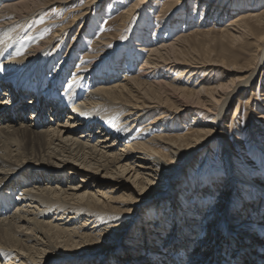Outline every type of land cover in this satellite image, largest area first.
Returning <instances> with one entry per match:
<instances>
[{
    "label": "bare ground",
    "instance_id": "obj_1",
    "mask_svg": "<svg viewBox=\"0 0 264 264\" xmlns=\"http://www.w3.org/2000/svg\"><path fill=\"white\" fill-rule=\"evenodd\" d=\"M79 1L0 0V264H264L263 173L243 178L232 161L233 192L220 198L213 221L210 211L201 207L188 212L192 217L185 210L188 218L183 226L177 219H163L161 213L155 220L142 213L153 202L165 203L171 197L176 202L173 187L181 182L182 168L215 142H222L223 152L232 160L233 152L219 132L229 128L226 112L243 92L261 109L249 122V139L254 131L264 133V80L261 98H254V83L264 78V0H210L205 13L187 14L174 27L167 14L181 11L188 0H166L154 30L151 7L161 0H135L121 13L115 33L104 36L95 19L119 3L104 7L108 0H87L81 6ZM223 3L235 7L229 14L234 15L232 20L221 29L234 51L226 50L229 54L220 62H212L209 53L204 59L194 58L185 46L203 32H186L192 26L221 24L227 13L219 16ZM198 4L196 10L203 5ZM53 6L60 12L71 7L63 20L50 24L71 20L31 48L17 38L10 42L19 26ZM204 33L211 34V29ZM117 36L121 48L103 64L102 54ZM57 44L61 45L53 51ZM247 54L251 61L239 65L237 60ZM216 68H221L223 83L202 80ZM105 110L117 114L107 117ZM241 111L238 107L236 118ZM66 113L68 120L62 121ZM153 113L157 116L149 127L154 130L172 119L189 122L196 130L132 142L136 127ZM234 123L236 130L238 121ZM177 164L183 167L177 169ZM28 182L31 190L25 186ZM196 185L193 197H209L207 188ZM214 189L216 193L220 188ZM247 189L260 198L244 197L231 208L230 198L235 201L236 194ZM224 190L223 185L219 195ZM226 212L228 224L246 220L250 228L237 232L219 224ZM141 213L137 234L127 236L119 251L132 228L128 224L138 222ZM221 229L226 237L237 238L240 233L241 237L228 241L218 237ZM214 237L218 238L213 245Z\"/></svg>",
    "mask_w": 264,
    "mask_h": 264
},
{
    "label": "rangeland",
    "instance_id": "obj_2",
    "mask_svg": "<svg viewBox=\"0 0 264 264\" xmlns=\"http://www.w3.org/2000/svg\"><path fill=\"white\" fill-rule=\"evenodd\" d=\"M86 1L87 0H80L78 2V5L83 6ZM134 1L135 0H108V1H106V3L104 4V7L106 5L108 7L109 3H113V2L119 3V4H118L117 8H114V9L111 8V10H108L109 12L107 14L102 13V15L99 16L101 18L95 19L96 29L98 32L100 31V36H104L106 34L113 35L115 33V29H116L117 25L120 23L121 13L126 8L130 7V5L134 3ZM209 1L210 0H188L186 5L184 7H182L183 9L181 11H178V12L173 11L172 12V10H170V12L166 16V19H168L170 21L169 22L170 27L180 26L182 23L181 19L184 18V16L187 14L196 15V17H197L200 15V13L201 14L205 13L207 11V5L206 4L207 3L209 4ZM164 2H166V0H161L160 5L156 6L155 8L151 7L152 19L150 22L152 23L153 30L156 28L155 24L157 23V20H160V17H161L160 12L162 10ZM254 2H256V1H254ZM254 2H251V3L255 4ZM197 3H199L198 7H199V5H201V3L203 4V5H201V7L198 8V10L195 9V5ZM237 4H239L238 6L241 7L239 2ZM225 6L227 7V5L225 3L221 4V9H223V12H221L219 14V16H222L224 13L227 12L226 15L223 16V17H225V20L221 24H215L213 22H210V23L204 25L203 27H199V28H195L194 26H192L186 32L187 35H189L190 33H194V31H196V29H199V30H201V32H203L200 35H198L197 38L196 37L190 38V40L188 42V45L190 47H188L187 45L185 46L186 49L190 50L188 52H189V54H191V56L196 55V56H194V58L197 57L200 59L202 57L204 59L209 53L211 56L212 62H215V60H216V62L217 61L220 62L223 60L222 58L228 56L229 53L226 50H229L231 52L234 51L235 48H232L231 45L223 38V34L221 33V29H223V25L229 23L232 20L231 17H233L234 15L229 17V14L231 13L230 10L234 9L235 7L230 6V8H226ZM242 6H244V5H242ZM70 7H67L65 10H63V12L62 11L60 12L57 10V7L55 8L53 6L50 9L48 8V10H46V12H44L39 18H33V19L30 18L29 21L25 22L24 24L19 26L18 29L15 30L13 35L10 37V42L14 38H17L19 40V42L22 41L21 44L26 45L27 49L31 48L32 46L39 45L42 41L47 40L48 39L47 37L52 36L57 31V28H59V25L62 26L64 24H67L71 20V17H70L69 20H65V22L63 24H56V25L50 24V21L55 22L58 20H63V18L68 13V10L70 9ZM104 7L102 8V11H103ZM262 8L264 9V6ZM104 12H105V10H104ZM36 19H38V20H36ZM36 21H37V23H36ZM140 21H143V16L140 19ZM29 23H30V25L31 24L32 25L28 26ZM32 26H34V27L32 28ZM27 28L28 29L31 28V29L27 30ZM44 28H45V30L47 29L46 32H45V30H43ZM77 29H78V27L75 29L76 31L74 30V32L70 36L68 43H67L68 44L67 46H69L70 43L72 42V39H74V36L77 33ZM210 29H211V34L206 35L204 32H206ZM21 31L23 34L21 33ZM179 31L180 30L176 31V33H174L173 36L175 37ZM33 32H35V33H33ZM42 33H43V35H42ZM153 33H154V31H153ZM15 35H16V37H15ZM18 35H20V36L18 37ZM29 38H31L33 40H31ZM120 40H121V36L115 37L113 39V41L111 42V44L109 45V47H108L109 49L106 50L105 52H103L104 54H102V55H104V58L106 59L103 62V64L108 62L109 60H111L112 57L115 54H117L116 52L121 48V45L119 44ZM60 45L61 44H57L56 46H53L52 50L55 48L57 49L58 46H60ZM90 47H93V44L90 45ZM56 49L53 51H56ZM191 50L193 52H191ZM107 51L110 52L108 55L106 53ZM205 51H207V52H205ZM113 53H115V54H113ZM251 59H252V57L250 54L241 55V57L237 60V62H239L238 63L239 65H243V64L251 61ZM137 66H139V64ZM208 72L209 73H207L204 76V78L202 79V80H205V82L212 83V84L215 83V85L216 84L219 85L220 83L224 82V80L222 79L224 75H222L221 68H216L213 71L210 70ZM263 72H264V67H263L262 74H263ZM88 74H89L88 76L91 77L92 73H88ZM123 74L124 73L122 72L119 74V76H121ZM178 76H179V74L177 76L172 75V79L175 77H178ZM190 76L191 75H188L183 80L187 81L188 78H190ZM234 78L236 79V78H238V76L236 75V77H234ZM192 80H195V77ZM262 80H264V78L261 76L254 83V85H255L254 86V94H255L254 98H259V99L261 98V91L259 89H260V83ZM220 81H222V82H220ZM189 88H192V87H189ZM1 93L2 92H0V94ZM243 93L244 94H241L240 96H237L236 99L232 100V102L230 103V105L228 107L229 109L226 112V115H227L226 123H227V125H229L228 126L229 128L219 132L222 136L223 141H225L228 144L227 146L233 152L232 153L233 154L232 160L230 158H228V155L226 153L223 152L222 148H225V147L222 144V142L217 141L209 149H205L202 152H200L194 158L193 162H191L188 166L183 167V166H180L177 164V166H179L177 169H181L182 167L183 168L181 170V174H182L181 182L178 183L179 185L177 184L176 186L173 187V189L175 190L174 192L175 193L178 192V194H177L178 197H177L176 202H175V200H172V197L170 199H168L167 201H165V203L153 202L154 204L152 203L151 205H149V207L147 206L143 210L144 212L142 211L144 216L148 217L149 219L155 220L156 218L159 217V214L161 213L163 219H171V220L173 218H174V220L177 219L179 225L183 226V222L186 223L187 218L190 216L192 217V214H190L188 212L196 211L197 208L201 207V208L205 209V211H208V212L210 211L209 212L210 213L209 217L211 219L210 221L216 220V218L214 217V212H215V210L218 209V207H220V203L218 201L220 200V198H222L226 194H232V192H233V190L230 188L231 183H232L231 182L232 175H233V174L231 175V171H230V168L233 167L232 161H233L234 166H235V172L238 173V175L243 176V178L244 177L249 178L253 175L254 176H258V175L260 176L261 173L264 174V156H263L264 155V133H262L260 131L259 132L254 131V133H253L254 135L250 139H249V136L247 135V132H249L250 120L257 119L259 116V113H260L259 110H261V109H259V107H256L257 105L253 104V102H251L252 103V105H251V103L249 102L250 99L248 98L249 95L247 97H245L246 92H243ZM260 101H262V100H260ZM195 104L192 102L191 103L188 102L187 105L194 106ZM249 106H252V108ZM206 107L210 108V105H207ZM238 107L242 111H241V113L238 112V117L236 118L235 114H236ZM105 112H106L105 114L107 115V117H110V115L117 114V111H115V113L113 112L111 114H107L110 112V110H105ZM153 114L154 115H152V118H150L148 121H146L145 124L143 123L139 127H136L135 131L133 132L134 136H132L135 138L131 137L132 142L144 143L146 141H149V140L155 139L159 136H162V134H164L165 136H169V137L174 138L177 134H178L177 136H184L187 133H189L193 130H196L195 128H193V126L191 124H189V122H187V123L183 122L181 124L179 122H176V119L168 120V121H166L167 123L164 122L163 125L157 124V126H159V127L155 128V130H154V128L152 126L149 127V124L151 122H153V120L155 119L154 117L157 116V113H153ZM111 117H113V116H111ZM119 119L120 118H117V121H119ZM67 120H68V113H66L64 115V118L62 121H67ZM233 120L234 121L236 120V122L238 121V124H236L238 129H236V130L233 129L235 127V123ZM168 122H169V125H168ZM232 122L234 123L233 126H232ZM190 125H191V127H190ZM174 129H176V130H174ZM191 129H193V130H191ZM209 130L213 131L214 129H209ZM174 132H176L177 134ZM135 139H136V141H135ZM15 146L17 148H19L17 145H15ZM159 146H161V145H158V146L155 145L154 148H159V149L163 148V146H161V147H159ZM16 147H14V144H12V148H16ZM228 159L230 161V165L228 164ZM164 181H166V180H163L161 185H163ZM197 183L200 184V186L203 185L202 186L203 188H207V192L210 193L209 197H207V196L203 197V198H198L197 196H196V198L193 197L194 192L195 193L198 192L197 191V185H196ZM31 185L32 184H30V182H28L25 186L30 187V190H31V188L33 187V186L31 187ZM223 185H224L225 190L223 191L222 195H219V191L222 189ZM225 187H227V188H225ZM158 188L159 187H157V189ZM214 188H220V189L217 190V192L215 193ZM184 192L186 193L185 198L183 195ZM19 193L22 194L23 192L20 191ZM247 193L249 195H244ZM20 194L17 193L16 196L18 197V196H20ZM242 194L241 195L236 194L237 196L235 197L236 198L235 201H234V199L232 200V198H230L229 205L231 206V208L233 207V203L236 204V201H237V203L240 202L244 197L247 198L248 196H251V198L254 199L255 195L257 198H260V196H261L258 193H254L253 189H251V190L247 189V190L243 191ZM20 202L21 201H19V203ZM205 207H207V208H205ZM186 208H188V209H186ZM211 209H213V210H211ZM240 209L243 210V207H240ZM185 210H188L187 211L188 217H186V215H185ZM13 212L14 211H12V213ZM142 213L140 215V220L138 222L128 224V226L129 227L132 226V228L130 229L129 232H127L126 236L122 240V246H120L119 251L123 247V244H124L127 236L130 237L132 235L137 234V232L139 230V223L142 219L141 217L143 216ZM207 213L205 212V215H207ZM228 213L229 212H226L225 215H223L222 217H219V220H218L219 224H220V222H221V225H222V223H225V224H227L228 229L230 228L229 230L237 231V232H240L241 230H243L245 228H250V226L248 224L249 222H247L246 220L245 221L239 220V222L237 221L238 223L236 222V224H233L234 222L232 224H230V223L228 224L227 219L225 218V216ZM172 215H174V216H172ZM170 217H172V218H170ZM224 218H225V221H224ZM131 219H133V218H131ZM208 220H207V222H208ZM125 222H126V220H125ZM201 225H203V224H201ZM191 226L195 227L193 225V223L191 224ZM221 231H222V229H221ZM224 233L225 232L222 231V234H220L218 237L222 236V237L228 239V241H232V242L236 241L235 239H238L239 236L241 237V233H240V235H238L237 238H231L229 236L226 237V234H224ZM171 235H173V234H171ZM206 237H205V239H206ZM218 237H216V238H218ZM216 238L215 237L212 238L213 239L212 240L213 245L215 244L214 240ZM245 250L242 252H245ZM256 251L259 252L260 250L259 251L256 250ZM213 252L214 251H212V257L214 258L215 255ZM205 253L206 252H204V251L201 253H196L194 255V257L191 258L192 262L196 260L197 256L204 255ZM239 253L240 252L238 250V254ZM172 260H174V259L172 258ZM190 264H191V261H190Z\"/></svg>",
    "mask_w": 264,
    "mask_h": 264
},
{
    "label": "snow or ice",
    "instance_id": "obj_3",
    "mask_svg": "<svg viewBox=\"0 0 264 264\" xmlns=\"http://www.w3.org/2000/svg\"><path fill=\"white\" fill-rule=\"evenodd\" d=\"M69 86H71V85H69ZM118 219V218H117Z\"/></svg>",
    "mask_w": 264,
    "mask_h": 264
}]
</instances>
